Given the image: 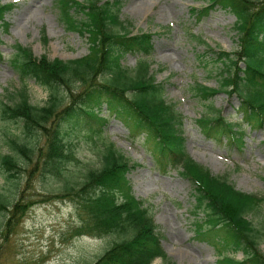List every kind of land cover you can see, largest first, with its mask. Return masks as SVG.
<instances>
[{"label": "trees", "instance_id": "obj_1", "mask_svg": "<svg viewBox=\"0 0 264 264\" xmlns=\"http://www.w3.org/2000/svg\"><path fill=\"white\" fill-rule=\"evenodd\" d=\"M209 1L204 8L192 7V13L200 18L216 5L234 12L239 45L233 51L211 49L210 57L220 62L218 86L193 84L196 94L209 103L197 120L206 135L241 146L244 123L255 128L264 126V0ZM56 2L67 28L87 37L89 52L71 59L50 58L46 53L38 56L31 47L16 44L10 58L12 65L23 80L31 77L47 87L49 96L43 105L33 103L24 86L15 103L0 102L1 116L21 121L23 126L24 139L19 135L10 138L16 154H0L1 169L7 178L19 177L23 164L31 162L37 150L42 157V172L64 174L66 162L80 161L65 138V122L77 128L92 127L96 122L90 136L102 137L107 117L100 110L106 104L133 133H145L162 169L180 168V173L192 181L195 212L204 213L201 220H196L199 236L220 241L226 251H244L241 259L224 255L220 264H264V252L259 246L264 229L256 227L247 216L260 208L264 195L236 188L188 154L184 115L167 100L164 84L156 81L151 61L142 58L154 51L153 33L130 29L129 21L120 15L122 0ZM11 7V3H0V24L5 27L9 26L5 14ZM128 53L140 55L134 67L123 62ZM208 55L206 51L199 57L206 60ZM2 60L4 53L0 49ZM221 90L241 97L238 111L242 118L238 122L213 104V96ZM102 142L101 165L89 167L76 185L67 184L61 194L71 195L78 203L81 218L75 231L118 235L91 264H151L155 257L166 256V252L150 205L134 195L127 176L137 163L114 142ZM22 200L13 201L0 191V204L4 208L11 203L13 206L7 224L27 206Z\"/></svg>", "mask_w": 264, "mask_h": 264}, {"label": "rangeland", "instance_id": "obj_2", "mask_svg": "<svg viewBox=\"0 0 264 264\" xmlns=\"http://www.w3.org/2000/svg\"><path fill=\"white\" fill-rule=\"evenodd\" d=\"M56 1L0 0L13 3L6 13L9 27L0 24V48L5 56L0 61V102L15 103L25 85L33 103L45 104L49 96L47 87L31 77L23 80L12 65L10 58L17 43L31 47L36 55L46 53L50 58L71 59L89 52L87 37L67 28ZM122 2L121 17L129 21L133 31L154 33L155 49L148 59L157 81L164 84L167 100L175 103L185 117L186 151L236 187L264 194V127L245 126V144L239 148L230 141L206 135L196 120L203 111V102L192 85L195 81L218 85L219 62L210 57V48L237 49L236 16L216 6L197 19L190 7H202L207 0ZM206 50L210 54L205 62L198 54ZM139 58L140 55L129 53L123 62L134 67ZM214 104L232 120L241 117L236 109L240 104L237 94L229 97L220 92L214 96ZM102 111L109 114L106 106ZM64 126L68 131L65 138L80 158L66 162L64 174L42 172L40 150L31 162L23 164L17 178H7L0 165V191L11 200L19 198L27 203L9 224L7 220L13 213L0 204V264H91L118 238L116 233L103 236L77 233L75 227L81 218L78 203L71 195H61L65 186L76 185L89 167L101 165L100 149L105 138L138 162L128 173L132 190L150 205L166 252V256L156 257L152 264H219L225 246L210 237L204 238L212 243L198 238L196 233L195 221L204 213L194 211L192 181L180 174V169L164 171L152 144L146 143L143 135L134 137L125 122L114 114L109 115L104 125V139L90 136L96 122L92 127L77 128L67 122ZM22 127L21 121L4 119L0 113V154H16L10 138L19 135L24 139ZM44 142L45 136L40 144ZM260 205L247 216L256 227L264 229V202ZM259 246L264 251V239ZM234 255L242 258L244 253L235 251Z\"/></svg>", "mask_w": 264, "mask_h": 264}]
</instances>
